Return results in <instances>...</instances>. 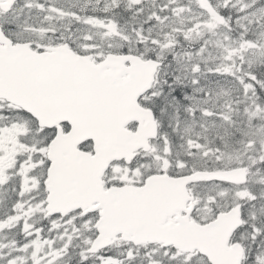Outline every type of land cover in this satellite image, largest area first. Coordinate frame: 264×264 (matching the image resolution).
<instances>
[{"label":"snow or ice","instance_id":"1","mask_svg":"<svg viewBox=\"0 0 264 264\" xmlns=\"http://www.w3.org/2000/svg\"><path fill=\"white\" fill-rule=\"evenodd\" d=\"M0 264H264V0H0Z\"/></svg>","mask_w":264,"mask_h":264}]
</instances>
